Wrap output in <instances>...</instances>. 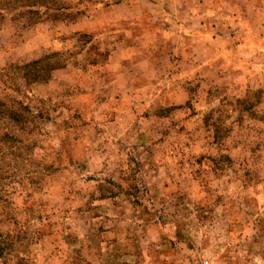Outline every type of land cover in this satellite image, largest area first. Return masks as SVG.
Returning <instances> with one entry per match:
<instances>
[{"label": "rangeland", "instance_id": "rangeland-1", "mask_svg": "<svg viewBox=\"0 0 264 264\" xmlns=\"http://www.w3.org/2000/svg\"><path fill=\"white\" fill-rule=\"evenodd\" d=\"M0 264H264V0H0Z\"/></svg>", "mask_w": 264, "mask_h": 264}, {"label": "trees", "instance_id": "trees-1", "mask_svg": "<svg viewBox=\"0 0 264 264\" xmlns=\"http://www.w3.org/2000/svg\"><path fill=\"white\" fill-rule=\"evenodd\" d=\"M33 63L34 64H40L41 63V59H39V60H35V61H33ZM44 67L45 66H43V67H41V68H39L40 70H44ZM50 69V68H49ZM43 73L41 72V73H37L36 75H35V77H33L34 78V80H36V79H40V78H42L43 77V75H42Z\"/></svg>", "mask_w": 264, "mask_h": 264}]
</instances>
